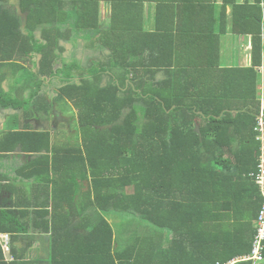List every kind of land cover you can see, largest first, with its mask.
Wrapping results in <instances>:
<instances>
[{"label": "trees", "instance_id": "1", "mask_svg": "<svg viewBox=\"0 0 264 264\" xmlns=\"http://www.w3.org/2000/svg\"><path fill=\"white\" fill-rule=\"evenodd\" d=\"M154 1L157 0H19V9L25 13L23 27L18 9L9 6L10 0H0V80L8 75L4 67L14 66L17 55L30 49L32 31L40 25L44 26L43 37L46 27L54 34L59 33L58 37L46 35L48 44L42 42L35 48L43 55L42 68L52 71L51 53L57 39L62 37L61 30L70 25L85 32L88 38L96 36L98 45L107 49L114 65L108 61L100 65L116 68L122 76L125 70V77L132 75L134 85L141 88L140 93L135 90L137 86H130L122 99L118 85L101 87V74L105 70L98 73L97 93L87 79L66 86L65 95L71 99L78 97L79 122L81 119L83 127L94 129L84 132L83 144L78 148L61 149L54 145L52 148L49 132L28 128L12 130L0 140V151H11L21 145L26 152L40 154L26 174L41 178L46 192L51 187V199L43 200L36 194L28 207L40 205L35 206L41 207L35 210L37 215L42 217L51 212L54 217L53 264H60L57 258H66V264H216L251 250L254 221L261 205L258 186L250 176L261 153L255 130L260 98L256 104L245 101L243 108H236L226 100L217 103L216 95L205 99L199 93L201 84L189 82L187 68L170 72L168 79L158 86L152 82L139 85L141 69L149 66L154 72L155 67H161L153 61L157 33L146 32L142 22L144 4ZM223 1L232 6L231 30L252 34V66L242 70V91L255 99L259 79L255 68L264 66L259 8H247L236 0ZM104 2L109 8L107 26L100 23V5ZM210 8L207 3L197 10L193 6L178 7L172 12V19L178 18V9L186 12L183 21L189 13L201 18L194 33H200L198 44H186L195 48L192 51L187 48V54L190 58L191 54L203 52L206 57L199 41L209 36L215 38L214 61L209 63L212 65L218 62L219 46L218 36L212 31L213 20L208 24ZM249 9L254 13L253 24L248 23L250 15L246 16L247 21L243 19ZM183 27L182 32H186ZM137 32L139 35L132 37L138 40L131 39L141 45V52L131 41L123 48L124 55L120 53L115 38L123 34L130 37ZM169 45L163 43V49ZM200 64L195 62V67ZM71 66H66L65 75L71 76ZM122 109L127 110L123 119ZM96 125L111 127L99 129ZM73 150L78 153L75 155ZM65 170L71 179L57 180L54 174ZM83 185L86 189L80 190ZM50 202L49 212L44 208ZM108 211L141 218L152 229L144 238L135 233L134 226L127 227L132 228L133 239L123 241L122 231L117 234L102 214ZM1 213L0 231L13 232L10 215ZM76 217L78 222L72 219Z\"/></svg>", "mask_w": 264, "mask_h": 264}, {"label": "crops", "instance_id": "2", "mask_svg": "<svg viewBox=\"0 0 264 264\" xmlns=\"http://www.w3.org/2000/svg\"><path fill=\"white\" fill-rule=\"evenodd\" d=\"M223 2V0H212L211 3H208L206 0H202V3H198L195 0H157L154 2L145 3L142 22L146 32L157 33L154 37L155 41L157 42L155 48L157 53L153 61L156 65L159 64L161 67H155L154 72L150 71L149 66L141 69V72L139 73L141 77L138 78V81L141 82L139 85L145 86L146 84L152 82L155 86H158L159 83L168 79L170 72L174 74L176 71H185V69L182 68H187L186 71L187 76L189 77V82H197L198 84H201V86H199L201 87L202 91L199 92L201 90L200 89L198 92L203 95V98L206 99L207 97L209 100L211 95H214L211 98H214L216 95L218 96L217 103H225V100L230 101L231 104H234L236 108H243L245 101L248 100H250L252 104L253 102L256 104L257 99L260 98L259 116L261 112L264 113V66L261 65L255 68L258 72L257 76H259L258 81H256L255 99L250 97L251 95H248L247 92L243 94L242 70H246V68L252 66V34L242 32L235 33L231 30L230 21L232 16V6ZM206 3L211 5V14L209 16L208 24L213 20L212 31L213 34L218 36L219 46L218 62L212 65H209V63L214 61V56L212 54L215 53L213 50V47L216 46L215 38L209 36L208 38H203V41H199L200 48H203L206 52V57H203V52L191 54L190 58L187 54V48L191 51L195 48L186 44H198V34L200 33H197L196 35H194V33L196 32L197 24L200 23L201 18H198L196 14L189 13L188 19L183 21L186 17V12H182V9H178V18L172 19V12L176 11V8L178 7L186 8L193 6L196 9ZM236 3L244 4L247 6V8L258 6L260 19L259 32L261 35H263L264 0H236ZM254 11L256 12L257 9ZM247 15L251 16V20L248 23L253 24L255 22V19L253 18L254 13H252V11L249 9L245 17H243L244 21H247ZM183 25L187 29L186 32L190 34V41L188 40L189 36L187 37V33L182 32L184 28ZM210 30L211 29H209L208 32H210ZM204 31L207 32V30ZM134 35H139V33L137 32L131 36L129 35L130 37H128V39L130 38V40H128L126 43L128 44L132 41L139 46V52H141V45L131 39L133 38L135 41L138 40V38L132 37ZM163 43L171 45H169L168 48L163 49ZM94 45H98V43ZM158 48H160V50ZM97 50L102 51L99 48ZM139 52H137V54ZM195 62L202 63V65L200 64L198 67H195ZM99 63L100 61L98 64ZM92 67L93 65L90 63L86 70H90ZM10 68L11 66H5L3 71L6 72V70H9ZM106 69L107 70L105 71L106 73L103 77L102 86H106L107 84L118 85L120 89V96L122 99H125L127 93L130 90V86H137L132 82L134 81V78L132 75L125 77V70H122V73H124L122 76V74L118 72V69L115 71V68H112L111 66L109 67L108 65H106ZM188 72H190V75ZM87 76L83 78L79 76V80L80 78L81 80L88 78L89 76ZM87 80L90 81V79ZM3 84L6 87L9 83L6 81L3 82ZM205 99H203V101ZM126 112L125 109H122V119ZM233 112L235 113V111ZM4 122L5 120H1L0 125L2 126ZM21 126L25 127L26 124H21ZM110 127L111 125H106V127H98L96 125L95 128L102 129ZM9 129L14 128L10 125ZM38 130H42V127L38 126ZM52 135L54 134L52 133ZM257 136L258 135H256V139ZM55 143L56 142L52 136V142L50 146L53 148ZM18 146L19 156H21L20 152L22 150V146ZM68 147L71 146L67 145V147L61 146L58 148L69 149ZM73 151L78 153L75 150ZM29 154L31 153H27L26 156H29ZM38 154L39 153H33L29 158L26 156L19 157V163L17 164V167L13 162L7 163L8 165H0V169L4 171L0 173V211H2L1 214L6 212L7 215H10V218L12 219L11 223L14 227L13 232L0 231V264H53V250L56 249V245H52V220L54 221V217L50 212L51 202L47 205V208H44L48 209L50 213L42 217L35 213V210L41 208L38 207L35 209V206L40 205L28 207L29 200H33L34 195L36 194L43 200L51 199V187H48L49 191L46 192L44 188L47 187H45L44 184L41 185V183H43L41 178L38 180L32 175L26 174L28 173V170H31V167L38 161L37 158L40 156V154ZM13 171L15 173L13 177L6 176L7 173H12ZM4 173L5 175H3ZM60 218L61 216L58 215L57 221H59ZM76 220H78V217H76ZM9 225L7 224V226ZM57 259L60 264H66V258ZM75 264H78V262Z\"/></svg>", "mask_w": 264, "mask_h": 264}, {"label": "flooded vegetation", "instance_id": "3", "mask_svg": "<svg viewBox=\"0 0 264 264\" xmlns=\"http://www.w3.org/2000/svg\"><path fill=\"white\" fill-rule=\"evenodd\" d=\"M10 2L12 1L10 0ZM17 6L20 8L19 5ZM18 11L20 13V9ZM21 20L24 21L22 24L24 27L25 17L21 18ZM43 27L44 26L41 25L37 26V28L32 31L33 36L30 40V49L25 54H21V56L17 55L15 59L16 64L14 66L12 64L9 65L11 68L6 70L8 75L0 80V99H2L1 101L3 102L9 101L7 105H4L3 102L0 101V121L5 120L2 126L0 125V140L4 139L5 135H8L12 130L28 128V130L34 131L38 130V126H41L42 130L38 131L49 132L52 142V136L55 134L62 132L66 135L67 133L64 131L66 126L64 122L69 117L64 110L58 108V103L65 108L66 102L70 103L73 101L71 102V107L74 109V112L76 113L79 110L76 104V102H78V97L74 99L69 98L64 94L63 89L71 84H81L78 82V71H81L78 49L84 45V42H78L79 37L77 28L70 25L63 28L61 30L62 33L66 30H69V33L57 39V43L54 46L55 49L51 53L52 71L43 69L40 64L43 55L35 50L42 42L46 45L48 44L47 40L42 36ZM104 54L105 57L103 60L101 59L102 61L109 59L107 49H105ZM55 60H60L58 67H56L57 63H55ZM67 65H72L71 67H73L72 70H70L71 76L65 75ZM105 73L106 72H103L101 74V87H106L108 85L102 86ZM6 81L9 83L6 86L8 89L3 84V82ZM1 93H4L5 96ZM19 115L22 116L18 118V125L14 126L16 128L13 127L14 129H9V118L12 116L16 118V116ZM47 120L49 122L45 124ZM30 123L33 124L32 127L29 126ZM21 124H26L27 126L22 127ZM77 125L76 127H78ZM76 132L78 133V131ZM52 133L54 135H52ZM18 147V145L15 146L11 151H0V165H8L7 163L13 162L17 167L19 163L18 158L24 157L29 153L21 147V156H19ZM32 154L33 153L26 157L29 158ZM1 172L4 171L0 169V173ZM5 173L3 175H5ZM13 175H15L14 171L6 174L8 177H13Z\"/></svg>", "mask_w": 264, "mask_h": 264}, {"label": "rangeland", "instance_id": "4", "mask_svg": "<svg viewBox=\"0 0 264 264\" xmlns=\"http://www.w3.org/2000/svg\"><path fill=\"white\" fill-rule=\"evenodd\" d=\"M11 1H13V2H10L9 6H11L13 9H18L19 10V8L17 6V5H19L18 4L19 0H11ZM106 7H108V5L105 2L101 3V5H100V12H101L100 23L103 26H107L108 23H109V17H108L109 16V8H106ZM19 16L21 18H24L25 14L21 13V11H20ZM124 31H126V29H124ZM68 33H69V30H66L65 32H63V34L61 33L60 36L66 35ZM46 35L49 36V37L50 36L58 37L59 33L54 34V33H52L50 31V28L46 27L45 28V32H44V39L47 37ZM78 37H79L78 42H80V43H81V41L84 42V45H82L78 49L79 50L78 51V59L80 60L79 64H80V67H81V69H80L81 71H78V75L81 76V78H83V77L87 76V71H88V76L89 77L88 76L87 77L90 78V81H91L92 85L94 86L95 91L97 93L98 92L97 86H99L97 84V82H98V73L101 70H103V71L107 70L106 69V65H100V64H98V62L101 61V64L104 63V61L105 62L108 61V63L110 62V64H113V63H111V59L110 58L108 60L106 59V60L102 61L104 59V57H105V54H104L105 53V49L99 47V45H94V44L97 43V37L96 36L93 35L90 38H88V37H86L85 32L78 30ZM53 40H56V39L52 38V41ZM128 40H129L128 36H126L125 34H123V36L115 38V41L119 42V44H120V49H119L120 51L119 52L122 53L123 55H124L123 48L124 49L126 48V46H127L126 42ZM58 44H60V43H58ZM98 48L101 49L102 51L97 50ZM55 63H57L56 67H58V65L60 64V60H55ZM90 63H92L93 67L90 70H86V68L89 67ZM115 71H117L116 68H115ZM81 78H80V80L78 78V82L79 83H81L80 82ZM135 90L140 91L141 88L137 86L135 88ZM140 93H141V91H140ZM71 102H73V101H71ZM71 102L70 103L66 102L65 103V108H63L61 106V104L58 103V108L61 109V110H64L65 113L67 114V116L69 117L64 122L65 125H66L65 126V130H64V131L67 132L66 135L64 133L60 132L59 134H55L53 136V139L56 142L55 146H58V147H60V146L67 147V145H70V146H73L75 148H78V145H82L83 144V139H84L83 134H85L84 132L87 129L88 130H94L93 127H89V126L83 127L81 119H80V122H79V117H80L81 111L78 110V112L75 113L74 109L71 107L72 106ZM76 104H77V107H78V102H76ZM126 111L127 110L125 109V112ZM21 116L22 115L16 116V118L13 117V116L10 117L9 120H8L10 125L12 127H14L15 125H18V118L21 117ZM77 119H78V125H77ZM48 122L49 121L47 120L45 122V124H47ZM142 122L145 123L146 121H142ZM32 125H33L32 123L29 124L30 127H32ZM76 125L78 127H76ZM14 128H16V127H14ZM76 131H78V133ZM82 149H83V146H82ZM74 154L76 155L75 152H74ZM75 157L76 156H73L72 158H75ZM73 164H75V163H73ZM75 165H78V164H75ZM54 175H55L56 179L59 180V181H60L61 178H64L65 181H67V179L70 178L68 176V171L67 170H65L64 172L63 171L56 172ZM77 176H78V174H77ZM85 189H86L85 185H83L80 188V190H85ZM113 212L114 211H108V212H105V213H102V214L104 215V217L109 219V221L112 223V226H113V228H114V230H115V232L117 234L120 233L119 231H122L123 238L120 237V239L123 240V241L131 242V240L133 239V231L130 232L132 228H127V227L134 226L135 230H134V228H133V230L135 231V233L137 232L138 236H142L144 238L146 237V235L149 234V231H151V229H152V227H150L149 223L144 221L141 218L139 220L138 217L133 216L131 214L128 215V213H125V212H120V213H113ZM72 219H73V221H76V218H72ZM126 221H128V223H126ZM126 233H129V234H126Z\"/></svg>", "mask_w": 264, "mask_h": 264}, {"label": "built area", "instance_id": "5", "mask_svg": "<svg viewBox=\"0 0 264 264\" xmlns=\"http://www.w3.org/2000/svg\"><path fill=\"white\" fill-rule=\"evenodd\" d=\"M258 131L257 139L261 142V153L259 162L255 171L251 172L250 176L256 183L259 189L261 205L254 221L255 234L252 241L251 250L249 253L235 257L227 262H216V264H235L240 261H251L252 264H261L264 260V113L261 112L258 116V124L255 128Z\"/></svg>", "mask_w": 264, "mask_h": 264}, {"label": "clouds", "instance_id": "6", "mask_svg": "<svg viewBox=\"0 0 264 264\" xmlns=\"http://www.w3.org/2000/svg\"><path fill=\"white\" fill-rule=\"evenodd\" d=\"M240 262H242V261H240Z\"/></svg>", "mask_w": 264, "mask_h": 264}, {"label": "water", "instance_id": "7", "mask_svg": "<svg viewBox=\"0 0 264 264\" xmlns=\"http://www.w3.org/2000/svg\"><path fill=\"white\" fill-rule=\"evenodd\" d=\"M19 8V7H18Z\"/></svg>", "mask_w": 264, "mask_h": 264}]
</instances>
